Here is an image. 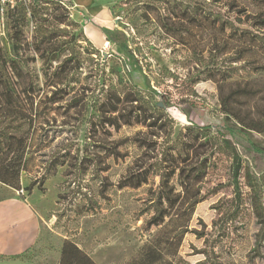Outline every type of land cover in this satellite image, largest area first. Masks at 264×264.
I'll use <instances>...</instances> for the list:
<instances>
[{
    "label": "rangeland",
    "instance_id": "374dc122",
    "mask_svg": "<svg viewBox=\"0 0 264 264\" xmlns=\"http://www.w3.org/2000/svg\"><path fill=\"white\" fill-rule=\"evenodd\" d=\"M133 1L90 0L81 7L72 2L70 15L81 26L93 24L84 32L93 40L94 58L108 57V63L120 59L123 71L139 88L159 102L163 98L168 101L167 111L176 128L194 122L225 134L237 149L241 167L235 168L237 162L219 154L217 165L208 171L201 191L219 185L223 187L190 209L186 208L190 197L184 195L163 223L147 229L145 220L149 215H138L147 197V185L138 189L115 186L137 153L136 148L126 144L121 151L128 155L118 160L107 159L108 168L102 175L113 185L104 196L97 194L99 185L90 174L79 180L77 185L82 186V191H77L76 185L66 184L65 170H69L66 166L47 173L46 164L62 140L72 138L82 142L84 129L61 128L59 115L55 124L51 121L48 125L43 123L44 117L39 116L21 131L28 136L29 146L20 172V188L17 190L0 183V198L18 196L26 199L40 210L44 219L40 236L28 258L35 264H54L62 240L68 239L87 251L97 264H264V239L260 243L256 241L259 223L251 204V198H256L264 212V154L253 149V145L264 148V135L229 133L227 128L232 124L220 110L217 83L202 75L204 71L197 61L201 54L204 65L218 66L221 70L234 66V80L262 81L264 72H251L248 66L250 63L264 65V41L251 35L230 33L229 29L221 30L209 17L177 20L184 30L181 37L173 38L156 26L155 12L144 11L142 3L137 5ZM231 1L249 16L264 18V0H223L224 4ZM222 9L227 8L223 6ZM102 15H106L107 20H100ZM96 26L101 29L103 39H106L103 28L118 33L127 41L132 53L110 41L101 45L90 32ZM248 28L264 38V27L248 23ZM34 31L30 21L24 27L27 42L32 41ZM4 52L11 56L7 36L0 38V56ZM111 54L116 57L109 58ZM29 67L32 72L39 71L40 61L29 63ZM9 74L15 92L26 105L21 83L11 71ZM215 76L221 78L218 73ZM24 108L28 113L29 109ZM55 114L51 111L45 116L50 119ZM137 129L123 127L113 134V138L132 135ZM45 174L48 176L41 181ZM251 182L256 186L255 190ZM87 195L95 198L94 209L87 205ZM182 229L185 232L180 234Z\"/></svg>",
    "mask_w": 264,
    "mask_h": 264
},
{
    "label": "trees",
    "instance_id": "16d2710c",
    "mask_svg": "<svg viewBox=\"0 0 264 264\" xmlns=\"http://www.w3.org/2000/svg\"><path fill=\"white\" fill-rule=\"evenodd\" d=\"M199 1L197 4L182 0L133 2L142 3L144 11L155 12L156 26L173 38L181 37L184 30L177 20L209 17L221 30L229 29L230 33L264 41L248 28V23L264 27V18L249 16L233 1L226 4L223 0ZM72 6V0H29L6 12L11 56L6 52L0 56V183L20 188V172L29 146L28 136L21 133L24 126L39 116L44 117L43 123L55 124L59 115L61 128L84 129L83 140H62L47 161V173L66 166L69 169L65 170L66 184L76 185L77 191H82V186L77 185L79 180L90 174L99 185L97 194L104 196L113 185L102 175L108 168L106 161L128 155L121 147L130 144L137 153L115 186L138 189L147 185V197L138 215H149L145 220L147 229L158 226L178 207L184 195L190 197L186 205L190 209L223 187L201 191L208 171L217 165L219 154L237 162L235 168L240 169L237 149L225 134L212 131L209 125L190 122L176 128L167 111L168 101L163 98L159 102L139 88L123 71L120 59L108 63V57L101 56V61L94 58L95 48L83 27L71 18ZM223 6L227 9L223 10ZM30 21L35 31L32 41L27 42L24 27ZM103 31L107 41L132 53L118 33L106 28ZM202 56L197 58L204 71L201 73L217 83L220 110L232 124L227 128L229 133L264 135V79L234 80V66L221 70L218 66L204 65ZM111 57L116 56L111 54ZM212 57L216 58L214 54ZM36 60L40 61L39 71L32 72L29 63ZM248 67L254 73L264 72L262 64L250 63ZM9 71L21 83L26 105L15 92ZM216 73L221 78L216 79ZM24 107L29 109L28 113ZM51 111L56 114L46 118ZM123 127L138 129L132 135L114 139L113 134ZM253 149L264 154V148L253 145ZM47 176H42L41 181ZM250 184L255 190L256 186ZM3 199L6 198H0ZM86 203L90 209L97 205L92 195L86 196ZM251 204L259 223L256 241L260 243L264 239V212L256 198H251ZM184 232L185 229L179 230L180 234ZM58 264L96 263L75 242L64 239Z\"/></svg>",
    "mask_w": 264,
    "mask_h": 264
},
{
    "label": "crops",
    "instance_id": "0c3cea01",
    "mask_svg": "<svg viewBox=\"0 0 264 264\" xmlns=\"http://www.w3.org/2000/svg\"><path fill=\"white\" fill-rule=\"evenodd\" d=\"M88 1L90 0H73L72 2L76 7H81ZM99 19L107 20L106 15L99 16ZM91 26H93L91 22L83 23V31H89ZM90 32L99 39L101 45L107 41L102 38V31L99 27L96 26ZM86 37H89L90 42L93 41L90 40L89 35ZM43 221L40 210L26 199L13 196L0 200V264H35L32 259L28 258V255L40 236ZM76 245L82 249L78 244ZM60 249L61 246L54 264H58ZM85 252L89 255L87 251Z\"/></svg>",
    "mask_w": 264,
    "mask_h": 264
},
{
    "label": "built area",
    "instance_id": "2783aa9c",
    "mask_svg": "<svg viewBox=\"0 0 264 264\" xmlns=\"http://www.w3.org/2000/svg\"><path fill=\"white\" fill-rule=\"evenodd\" d=\"M26 3V0H0V38H6V12L17 3Z\"/></svg>",
    "mask_w": 264,
    "mask_h": 264
},
{
    "label": "water",
    "instance_id": "95a60500",
    "mask_svg": "<svg viewBox=\"0 0 264 264\" xmlns=\"http://www.w3.org/2000/svg\"><path fill=\"white\" fill-rule=\"evenodd\" d=\"M159 105H160V103H159Z\"/></svg>",
    "mask_w": 264,
    "mask_h": 264
}]
</instances>
